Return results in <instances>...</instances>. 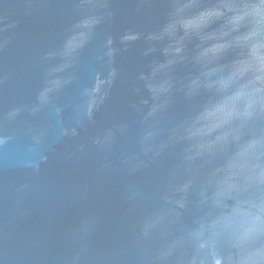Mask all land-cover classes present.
I'll return each instance as SVG.
<instances>
[{
    "label": "water",
    "instance_id": "water-1",
    "mask_svg": "<svg viewBox=\"0 0 264 264\" xmlns=\"http://www.w3.org/2000/svg\"><path fill=\"white\" fill-rule=\"evenodd\" d=\"M0 264H264V0H0Z\"/></svg>",
    "mask_w": 264,
    "mask_h": 264
}]
</instances>
